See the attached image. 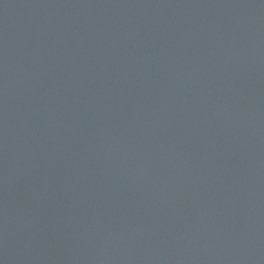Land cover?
Listing matches in <instances>:
<instances>
[{"label":"water","instance_id":"obj_1","mask_svg":"<svg viewBox=\"0 0 264 264\" xmlns=\"http://www.w3.org/2000/svg\"><path fill=\"white\" fill-rule=\"evenodd\" d=\"M0 264H264V0H0Z\"/></svg>","mask_w":264,"mask_h":264}]
</instances>
